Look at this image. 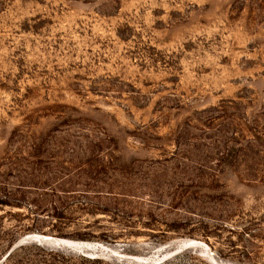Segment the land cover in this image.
<instances>
[{
    "label": "rangeland",
    "instance_id": "1",
    "mask_svg": "<svg viewBox=\"0 0 264 264\" xmlns=\"http://www.w3.org/2000/svg\"><path fill=\"white\" fill-rule=\"evenodd\" d=\"M0 264H264V0H0Z\"/></svg>",
    "mask_w": 264,
    "mask_h": 264
},
{
    "label": "trees",
    "instance_id": "2",
    "mask_svg": "<svg viewBox=\"0 0 264 264\" xmlns=\"http://www.w3.org/2000/svg\"><path fill=\"white\" fill-rule=\"evenodd\" d=\"M23 246V245H22ZM21 246V247H22ZM12 253H13V250L7 255V258H9L11 255H12ZM100 261V259H95V262H99Z\"/></svg>",
    "mask_w": 264,
    "mask_h": 264
},
{
    "label": "bare ground",
    "instance_id": "3",
    "mask_svg": "<svg viewBox=\"0 0 264 264\" xmlns=\"http://www.w3.org/2000/svg\"><path fill=\"white\" fill-rule=\"evenodd\" d=\"M37 235H39V234H37ZM40 236H41V235H40ZM42 236H43V235H42ZM45 237L47 238V237H49V236H45ZM49 238H50V237H49ZM49 238H48V239H49ZM50 239H52V238H50Z\"/></svg>",
    "mask_w": 264,
    "mask_h": 264
},
{
    "label": "water",
    "instance_id": "4",
    "mask_svg": "<svg viewBox=\"0 0 264 264\" xmlns=\"http://www.w3.org/2000/svg\"><path fill=\"white\" fill-rule=\"evenodd\" d=\"M28 239H30V238H28Z\"/></svg>",
    "mask_w": 264,
    "mask_h": 264
}]
</instances>
